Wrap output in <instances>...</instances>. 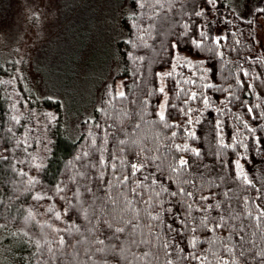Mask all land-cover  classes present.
I'll return each instance as SVG.
<instances>
[{
  "label": "trees",
  "instance_id": "16d2710c",
  "mask_svg": "<svg viewBox=\"0 0 264 264\" xmlns=\"http://www.w3.org/2000/svg\"><path fill=\"white\" fill-rule=\"evenodd\" d=\"M103 1L107 34L81 20L42 82L0 65L4 264H264V58L243 34L264 0ZM106 42L103 72L85 53Z\"/></svg>",
  "mask_w": 264,
  "mask_h": 264
},
{
  "label": "rangeland",
  "instance_id": "374dc122",
  "mask_svg": "<svg viewBox=\"0 0 264 264\" xmlns=\"http://www.w3.org/2000/svg\"><path fill=\"white\" fill-rule=\"evenodd\" d=\"M86 1L87 0H0V65H3L5 62L10 63V68L14 67L15 73L22 77L23 80L25 78L30 82H34L37 77L42 82L40 74H38V71L34 68V62L37 59L44 71L50 65H54L53 61L51 64L49 63L50 58L48 60L49 54H47L48 47L56 46L59 44L60 39H62V43L67 41V39L70 40L71 38H69V35L74 31L73 29L76 28L81 20L91 21L92 25H89L93 26V29L96 28V26L102 27V36L103 34H107L109 26L103 24H106V20H110L108 15L115 14L114 11H110L105 5L106 2L103 0H91L89 9L92 10V8H94L95 12L92 11V14H87V16H84L85 18L81 19L80 17L85 13ZM127 1L128 0L123 1L125 5L123 6L124 10H127ZM100 13L104 15L106 20L100 16ZM207 30L211 31V33L217 32L221 34L224 31V26L211 22L207 25ZM117 32H120L118 37L124 35V31L120 27ZM243 34L244 38L251 44V55L260 54L264 58V9L263 13L254 18L251 29L245 30ZM52 35L56 37H52ZM108 43L98 44L92 51L85 53L88 59L91 57L92 64L99 66L98 70L103 72H108L107 61L113 50V46ZM57 58L58 56H56V59ZM70 61H72V54L68 52L66 64L62 65L60 63L55 65L57 67L55 71L56 74L63 76L65 65L68 66ZM51 68L52 66L49 69ZM111 68L115 69L114 67ZM50 73V71L46 70V77H50ZM79 73L81 77L83 74L87 77L84 63H82ZM115 75H117V72H110L108 76L104 77L105 80L100 82L95 89H93L92 82L87 84L86 88L82 87L85 91L83 96L86 107L88 104H90L91 107L94 103L95 105L98 104L102 87L109 84ZM41 82L37 83V85L42 88V90H45V86H41ZM47 82L49 81L47 80L46 83ZM114 83L115 87H117V91L121 92L123 81L121 79H115ZM70 93L73 96L76 94L69 92L66 97H68ZM43 94L44 93L41 95L43 96ZM158 112L160 114L163 113L162 102L159 104ZM2 228L3 226H0V230H3ZM5 259L6 256L1 252L0 247V264H4Z\"/></svg>",
  "mask_w": 264,
  "mask_h": 264
},
{
  "label": "snow or ice",
  "instance_id": "6c2138e0",
  "mask_svg": "<svg viewBox=\"0 0 264 264\" xmlns=\"http://www.w3.org/2000/svg\"><path fill=\"white\" fill-rule=\"evenodd\" d=\"M161 90H163V89H161ZM160 118H161V120L164 119L163 114H161ZM132 167H133L134 169H136L137 166H136V165H132ZM117 231H122V229H117Z\"/></svg>",
  "mask_w": 264,
  "mask_h": 264
}]
</instances>
